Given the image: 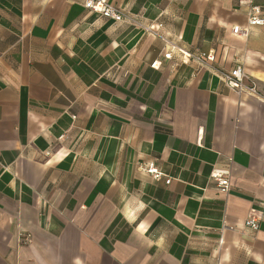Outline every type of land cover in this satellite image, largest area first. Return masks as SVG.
<instances>
[{
    "label": "crops",
    "instance_id": "obj_1",
    "mask_svg": "<svg viewBox=\"0 0 264 264\" xmlns=\"http://www.w3.org/2000/svg\"><path fill=\"white\" fill-rule=\"evenodd\" d=\"M83 1L0 0V264H264V101L144 29L264 97V0H109L136 26Z\"/></svg>",
    "mask_w": 264,
    "mask_h": 264
},
{
    "label": "built area",
    "instance_id": "obj_2",
    "mask_svg": "<svg viewBox=\"0 0 264 264\" xmlns=\"http://www.w3.org/2000/svg\"><path fill=\"white\" fill-rule=\"evenodd\" d=\"M83 7L86 10L97 13L103 18L110 19L115 23H125L134 26L139 25L133 17L117 6L111 4L109 0H84ZM246 18L247 26H264V9L256 4L250 3L246 9ZM144 29L157 36L163 42L162 57L164 60H171L172 55L177 53L181 58L185 60H193L199 67L211 71L237 96L255 98L264 101V97L258 91L257 83L246 74L244 67L241 64H237L228 70L215 68L211 65V62L214 60V54L212 51L191 54L175 46L167 37L158 34V27L149 26ZM231 33L236 36L245 37L247 36L248 28L234 26L231 28ZM158 66L159 64H157V62L151 64V67L153 68ZM229 163H231V161H229ZM137 169L140 172L148 174L156 181L164 178L163 172L153 162L139 163ZM230 176L231 166L228 164L224 169H213L209 177L211 181L215 183L216 189L219 192L227 194L230 190ZM169 181V179L164 180L165 184H168ZM260 220L261 214L250 212L243 221L242 227L256 233L259 230Z\"/></svg>",
    "mask_w": 264,
    "mask_h": 264
}]
</instances>
